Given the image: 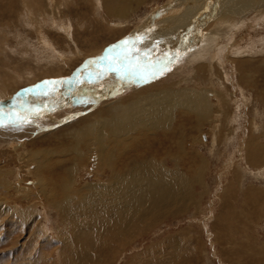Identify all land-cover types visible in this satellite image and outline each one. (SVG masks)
Masks as SVG:
<instances>
[{
    "label": "rangeland",
    "instance_id": "374dc122",
    "mask_svg": "<svg viewBox=\"0 0 264 264\" xmlns=\"http://www.w3.org/2000/svg\"><path fill=\"white\" fill-rule=\"evenodd\" d=\"M140 1L139 6L133 3L132 9L129 8L127 22L116 27L114 24H117L115 23L117 17L110 16L105 9L104 3L108 0H0V89L7 91L8 96L12 97L20 90L53 77L54 81L34 89H45L48 92L58 90L53 85L55 78L72 75L84 62L83 57L86 54L105 53L104 50L109 45L118 46L117 43L122 38L133 34L132 31L149 19L152 13L159 12L164 5L173 4L169 3L173 0ZM209 1L211 2L194 0L185 5L183 0L177 7L173 6L159 12L158 16H169L172 9L173 14L180 11L179 13L183 15L176 22H164L168 24L164 31L152 30L147 34L150 38L146 37L142 41L146 44L144 45L146 49L142 50L140 57L143 64L127 65L126 62L125 65L119 66L126 70H123L124 74L121 71L122 76L107 71V74H110L107 75L109 84H104V78L100 73L109 64L95 65L93 69L77 78L72 88L62 90L64 91L62 105L53 110L56 119L47 117L46 120L31 127L15 123L7 126L6 130L9 128L4 133L0 132V264H264V191L260 192L264 190V179L261 182L259 179L251 178L247 168L256 169L264 165V116L254 117L259 123L258 132L249 130L255 119L247 111L248 108L250 111L256 102L252 99L251 102H247V95L236 89L237 72L234 63L229 60L241 58V54H235L233 46L225 48L235 41L240 43L237 49H243L245 46L243 42L248 40L251 42L249 36L260 43L259 38L264 36V15L258 16L255 12L243 17L232 36L234 40L222 47L225 50L222 52L223 55L215 50L219 57L217 59L214 55V59L210 60L211 65L219 62L220 66L217 68L226 76L213 70V76H209L208 79L198 77L193 67L202 62L208 63L209 60H198L185 71L171 75L169 74L171 70L163 67L166 61L164 58L169 56L171 58L184 50L182 44L187 43L186 39L189 42L186 50L190 47L191 41L199 39V33L202 34V31L215 21L213 13L219 7L235 2V0H214L215 2L212 0L211 3ZM249 1L252 3L264 0ZM67 27H70V33L64 29ZM123 31L125 32L121 33ZM41 36L47 38L55 52L40 47ZM230 37H223L217 47H221L220 43L223 45ZM150 44L154 46L151 47ZM258 52L260 51H253L251 55L248 53L243 57L252 56L253 60L258 58L263 60L264 49L260 52L261 56ZM58 53H64L68 57L67 62H57ZM148 59H152L151 62L144 64ZM56 67L61 69L55 71ZM161 69L163 74H160ZM189 79L190 83H186ZM150 83L162 88H169L170 85L173 89L195 85L201 90L205 89V92L215 93L210 97L214 100L212 112L203 119L204 124L200 130L193 133L196 138L186 141L184 146L188 154L197 153L202 158L201 173L198 171L197 176L199 179L192 183L190 194L192 198L187 201L185 209L168 213L127 239L108 242L103 247V259L91 257V253L96 249L91 245L84 249L86 251L83 256H70L71 253L78 254L80 249L76 242L71 240L75 230L65 231L66 220L64 222L60 211L50 203L49 196L52 193L50 184L51 180L56 179L50 176L51 164L57 161L68 162L67 159L72 157L73 154L70 156L68 151L69 147H72L68 141L69 132L81 129L84 122H88L91 124V130L97 133L99 123L103 120V105L119 99L122 101L126 96L130 97L134 93L147 90ZM112 86L121 92L106 102L108 95L114 91ZM72 89L74 90L71 91ZM232 89H236V93H233ZM41 93L40 98H45L46 96ZM225 94L230 106L222 100ZM233 94L241 104L243 98L248 104L236 113H233L234 108L229 109L237 103L233 102ZM29 100L25 102V106H18L17 115L28 116L33 111V105ZM235 115L237 120L233 121ZM86 117L88 120L85 121L83 118ZM214 124L218 125L217 128ZM227 130L232 133L228 134ZM150 131L151 136L158 132ZM94 133L87 135L85 140L89 146L87 145L85 157L76 161L77 166L69 179L70 188L75 191L81 190L82 193L88 185L99 186L109 178V175L104 174L98 166ZM249 138L256 139L253 150L257 151L256 155L263 157L261 161H256L253 157L246 159L241 146ZM216 140L218 143L215 145L218 147L213 154L211 149ZM192 142H199L200 145H193ZM134 148L135 144L132 149ZM196 166L190 163L184 168L190 179L197 175L193 170ZM168 167L173 169L171 162L168 163ZM69 215L74 217L73 224L84 219V215L76 214L74 211ZM57 250L66 254L65 257L59 256V252L57 255ZM84 250H81L80 254Z\"/></svg>",
    "mask_w": 264,
    "mask_h": 264
},
{
    "label": "bare ground",
    "instance_id": "6f19581e",
    "mask_svg": "<svg viewBox=\"0 0 264 264\" xmlns=\"http://www.w3.org/2000/svg\"><path fill=\"white\" fill-rule=\"evenodd\" d=\"M181 1L183 0H173L169 2L170 4H173L164 5L159 9L160 11H158L162 12L163 10L172 8L173 6L177 7L178 3H180ZM193 1L194 0H185L184 3L186 5ZM140 2V0H108V2L104 4L107 13L110 16L112 15L114 17H117V21L115 22L117 24L114 25H116V27H120L123 26L124 22H127L129 10L132 9L131 5H133L134 3L136 4V6H139ZM263 2L264 1L251 3V1L249 0H235V2H233L232 4H222L223 6L221 8L219 7L216 11L211 10L212 12L215 11V13H213V18L214 16L216 17L215 21L210 23V25L202 31V34L199 33V39L191 41L190 47L187 50L186 48L189 45L188 39H186V44H182L184 50L180 54L177 53L171 58H169L170 56H166L167 58H164L166 59V61L163 64V67L170 69L171 73H168L171 75L185 71L188 66L191 67L190 65L198 60H209L208 63L202 62L193 67L196 70L198 77H206V79H208L210 78L209 76H213V70H216L217 73H223L225 75L223 71H220V68H217V66H220L219 62L211 65L210 60L214 59V55L217 56V59L219 57V54H215V50L217 51V53L221 54L223 51H225L222 49V47L225 46L229 41L234 40V37L232 36L235 34V30L237 27H239L240 22H242L241 19L243 17L255 12H257L255 14H257L258 16L264 15ZM159 12L155 11L154 13H152L149 19H146L143 24H141V26H138V28L132 31L133 34L128 35L126 38L124 37V39L122 38L121 41H124L125 39L129 41L127 57H130L127 60H124L122 64L116 61L117 51H119V42H121L119 41L117 43V50H113V45H109L107 49L105 48V53L99 52L100 54H86V56L83 57L84 60L82 59L84 62L79 66V68H77V70H75V72H73L72 75L69 74V76L66 77L57 79L55 78V82L53 85L58 88V90L55 89L56 91L54 90L52 92H48L45 89H34L35 87H39L42 84H46L44 83L46 81H54L53 77L50 79L48 78L38 84L29 86L24 90H20L12 97L8 96L7 91L0 89V124L4 125L0 126V132L4 133L9 128L8 127L6 130L7 126L13 125L15 123L31 127L32 125H38L37 123L46 120L45 118L47 117L48 119H54L55 117L53 116V110L62 105L65 89L72 88V85H74L73 83H75L77 78L85 74L86 71L93 69L95 65H105L111 63L112 66L115 65L120 69L119 72H115L116 75L122 76L121 71L125 70V68L122 70V68L119 66L125 65L126 62L127 65H136L137 63L143 64L140 60V57H142V50L146 49V44L142 41H144L146 37L150 38V36H147V34L152 30H154V32L162 30L164 31L165 27L167 28L168 25L164 24V22H176L177 20H179V18L181 19L183 15V13H179L180 11L173 14L174 12L172 9L169 16H164L163 14V16H158ZM208 13L210 12L208 11ZM208 16L209 15H207V17ZM37 27L39 28V26ZM233 27L234 29L232 30ZM64 29L68 30L70 33V27ZM194 29L195 28H193V30ZM182 30L183 29H181V31ZM124 32L125 31L121 33ZM187 32L189 31L187 30ZM194 36L196 37L195 34ZM229 36L231 37L229 39H226V42H223V45L222 43H220L221 47H217L219 41L221 42V39L223 37L227 38ZM249 37L251 42L248 39V41L245 42L246 44L243 42V44L245 45L243 46V49H237L240 43H236L235 41V43L232 41L233 43L231 42V44L226 45L225 48H230L233 46L235 48H232L234 49L233 52L236 51L235 54H241V58H232L229 61L231 63H234L236 68L238 86V88L236 89H239V91L241 92L243 91V93L247 95V102H251V99L256 102L254 104V107H252L250 111L248 108L247 111V113L249 114L250 112L252 118L255 119L264 116V59L261 60V58H258L256 60H253L251 58L252 56L243 57V55H246L248 53L250 54L253 51L263 52L264 36L259 38L260 43H258V41L255 42V40H252L251 36ZM39 42L41 44L40 47L49 48L52 50V52L54 51L52 44L47 40V38L41 36L39 37ZM152 46L154 45H151V47ZM260 52H258L259 55ZM58 56L59 58L56 60L57 62H67L68 57L64 53H58ZM123 56L124 53H120L121 59H123ZM51 58H53L54 60L56 59L54 57ZM147 58L149 57L147 56ZM151 60L152 59H148L144 64H147L148 61L151 62ZM93 61H95V63H93ZM115 66L113 67L116 68ZM60 69V67L54 68L55 71ZM107 71H109V66L103 68V71L100 72L101 76L104 78V84L109 82L107 81V75L109 74H107ZM124 73L125 72L123 71V74ZM215 76L218 77V74L215 73ZM220 77H222V75ZM131 81H128V83H131ZM190 81L191 79L186 81V83H190ZM147 86H149L147 90L134 93L130 97L126 96V99L122 101H120V99L118 98L119 101H114L110 104L107 103L103 105V120L100 119L102 120V123H99L100 128L98 127L97 133H94L91 130V124H89L88 122H84V127H81V129L69 132L68 141H70L69 144H71L72 147H69L68 151L70 156L71 154H73L72 157H70V159H67L68 162L63 163L57 161L51 164L50 176L56 179L54 181L51 180L50 187L52 189V193L49 196L50 203L60 211L61 217L62 219H64V222L66 220L65 231L69 232L72 229L75 230L74 233H72L71 240L72 242H76L77 247L80 249L78 254L71 253L70 256H83L86 251L84 249L87 248V245H91L92 248H96L95 251L91 253V257L96 259L97 257L103 259V247H105L108 242H112L116 239H127L138 233L141 229H144L147 224L153 223L158 219L163 218L168 213H176L182 209H185V206H187V201L192 198L190 195L192 190L191 187H193L192 183L194 181L196 182L197 179H199L197 178V176L198 171L201 173L202 158L197 153L191 152L190 154H188L186 150H184V146L186 141L194 140L196 138L193 133L197 130H200L201 126L204 124L203 119L212 112L213 99H210V97L214 96L215 93L205 92V89L201 90L197 88L198 86L196 87L195 85L192 87H186L185 85L186 88L184 89H173L170 85L169 88H162L161 86H156V84L153 85L151 83ZM151 86L155 87L151 88ZM236 89H232L233 93L236 91ZM73 90L74 89H72L71 91ZM40 92H42L41 94H44L46 97L41 99L39 96ZM120 92V89L116 91V89L114 88L113 93L111 91V93L108 95L109 98L106 99V102L116 97L118 94H120ZM233 96V102H237L234 107H229V109L234 108L233 113L240 111L241 108H245L248 105L244 98L241 104L237 96L235 94H233ZM223 98V102L226 103L227 106H230L228 103L229 99L227 98L226 94ZM28 99H30L29 103L33 105V111L30 112L28 116H20L19 114L17 115V110L19 109L18 106H25V102L28 101ZM20 100H22L24 103L20 102ZM219 107L220 106H218V108ZM236 118L237 115L234 116L233 121H236ZM83 119L85 120L87 119V117ZM214 125L215 128H217L218 125ZM150 130H155L160 133L156 132L154 136H151L152 132ZM249 130H253L254 132L259 131V123L256 121V119L251 124ZM227 131L228 134L232 133L230 130ZM92 133L96 134V154L98 166L100 167V169H102L104 174L109 175V178L107 179V182L103 184H101L99 181V183L101 184L99 186L88 185L85 188V191L82 193L81 190L75 191L70 188L71 182L69 179L71 174L73 173V170L77 166L76 161L84 159L85 151L88 148L86 137L88 134ZM252 134L255 133L252 132ZM254 140L256 139L249 138V140L241 147L245 151L246 159H250L253 157L254 160L261 161L263 157L261 155H256L257 151L253 150L254 144H256ZM91 143L92 142H90V145ZM215 143H218V140L214 141V146L211 149V153H213V151L216 150V147H218V145H215ZM134 144L135 148L132 149ZM192 144H198V146L200 145L199 142H192ZM64 151L62 152V154L64 153ZM237 151L239 152L240 150ZM61 161H63V159ZM170 162L173 166V169L168 167V163ZM163 163L166 165H164ZM190 163L195 164V166L197 165L196 168L193 169L196 172L195 174H197L193 179H190L188 177L184 169L186 165ZM49 167L50 165L48 166V168ZM247 168L248 174L251 175V178L253 177V179L256 180L259 179L262 182V180L264 179V165H261L256 169H251L249 167ZM54 175L55 177H53ZM39 184L40 182L38 183V185ZM263 191L264 190H260L261 193H263ZM73 211L76 214L84 215V219L79 222L76 221V224H73L74 217H70L69 215V213ZM81 250H84L82 254H80ZM58 252L59 251L57 250V255L60 254L59 256L65 257L66 254H62L60 252L58 254ZM87 256L90 257L89 254Z\"/></svg>",
    "mask_w": 264,
    "mask_h": 264
},
{
    "label": "snow or ice",
    "instance_id": "6c2138e0",
    "mask_svg": "<svg viewBox=\"0 0 264 264\" xmlns=\"http://www.w3.org/2000/svg\"><path fill=\"white\" fill-rule=\"evenodd\" d=\"M128 44H129V41L127 39H125L124 41H121L119 43V51H117V56H116V61L118 63H123L124 60H127V50H128ZM118 46L117 45H113L112 46V49L113 50H117ZM150 51V50H149ZM120 53H124V56H123V59L120 58ZM103 59V58H102ZM93 63H95V61H93ZM109 71H113V72H119L120 69L118 67L114 68L112 66V64L110 63L109 64ZM160 71V74H163V70H159ZM156 73H153V75H155ZM44 83H49V82H44ZM0 126H4L3 124H0Z\"/></svg>",
    "mask_w": 264,
    "mask_h": 264
}]
</instances>
